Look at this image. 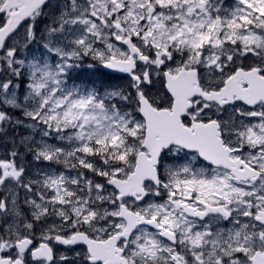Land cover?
Segmentation results:
<instances>
[{"label":"snow or ice","instance_id":"1","mask_svg":"<svg viewBox=\"0 0 264 264\" xmlns=\"http://www.w3.org/2000/svg\"><path fill=\"white\" fill-rule=\"evenodd\" d=\"M0 264H264V0H0Z\"/></svg>","mask_w":264,"mask_h":264},{"label":"flooded vegetation","instance_id":"2","mask_svg":"<svg viewBox=\"0 0 264 264\" xmlns=\"http://www.w3.org/2000/svg\"><path fill=\"white\" fill-rule=\"evenodd\" d=\"M121 77H125V78H126V76H124V75H123V76H121Z\"/></svg>","mask_w":264,"mask_h":264}]
</instances>
